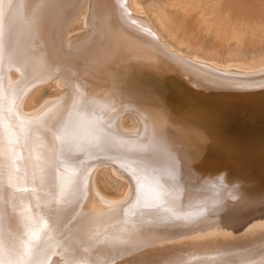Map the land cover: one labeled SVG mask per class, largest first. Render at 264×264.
Instances as JSON below:
<instances>
[{
  "label": "bare ground",
  "instance_id": "6f19581e",
  "mask_svg": "<svg viewBox=\"0 0 264 264\" xmlns=\"http://www.w3.org/2000/svg\"><path fill=\"white\" fill-rule=\"evenodd\" d=\"M83 3L0 0V264L255 263L264 82L223 81L172 50L137 0H87L84 33L63 50ZM50 77L63 98L22 112ZM124 113L137 120L133 136L117 127ZM101 160L131 182L121 203L88 185ZM54 211L62 222L44 219Z\"/></svg>",
  "mask_w": 264,
  "mask_h": 264
},
{
  "label": "rangeland",
  "instance_id": "374dc122",
  "mask_svg": "<svg viewBox=\"0 0 264 264\" xmlns=\"http://www.w3.org/2000/svg\"><path fill=\"white\" fill-rule=\"evenodd\" d=\"M83 1L78 19H71L67 29L62 32L63 50L64 48L68 50L65 42L67 39L71 41L73 37L76 38L84 33L82 18L85 13L82 11L86 10L87 0ZM219 1L216 5V0H137L141 16H146L150 27L169 44L172 50L181 52L182 56L195 57L197 60L193 58L190 60L199 61L204 69L212 72L211 74L222 75L219 77L223 81L227 79L233 84L254 81L263 83L264 0ZM158 21L161 25H158ZM73 44L78 42L74 41ZM248 67L249 70H253L254 77L244 76L247 72L244 68ZM242 69L243 71H240ZM5 75L11 80L16 78L12 69ZM30 92V96L25 100L27 93L22 103L20 102L21 108L19 107L22 112L29 115L37 114L45 106L60 101L65 94L63 86L56 77L36 83L30 88ZM117 127L123 134L133 136L132 132L138 129V123L134 116L124 113L119 116ZM107 161L101 160L94 164L89 172L88 185L92 186L96 199L105 200L106 203H121L130 191L131 182L124 172H120V168L116 170L113 163ZM10 198L12 199V195ZM60 205L65 207L64 202ZM55 214L62 222L63 216L55 211L52 217L48 214L44 219L48 220L50 217V220L54 221L55 219L51 218ZM71 224L75 225L73 222ZM58 226L60 223L54 226L53 231ZM70 234V240L76 241L77 230H72ZM259 256L261 258H257L253 264H264V252Z\"/></svg>",
  "mask_w": 264,
  "mask_h": 264
}]
</instances>
